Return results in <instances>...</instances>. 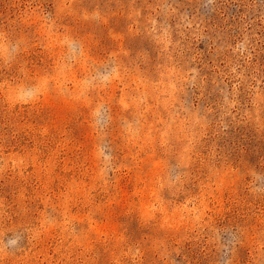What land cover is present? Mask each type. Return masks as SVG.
Segmentation results:
<instances>
[{"label":"rangeland","instance_id":"obj_1","mask_svg":"<svg viewBox=\"0 0 264 264\" xmlns=\"http://www.w3.org/2000/svg\"><path fill=\"white\" fill-rule=\"evenodd\" d=\"M0 264H264V0H0Z\"/></svg>","mask_w":264,"mask_h":264}]
</instances>
